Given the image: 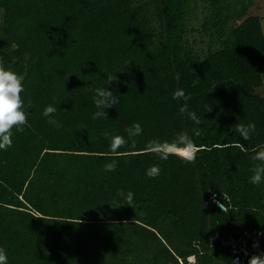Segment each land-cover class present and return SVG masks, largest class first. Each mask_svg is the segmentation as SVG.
I'll return each instance as SVG.
<instances>
[{"label":"trees","instance_id":"obj_1","mask_svg":"<svg viewBox=\"0 0 264 264\" xmlns=\"http://www.w3.org/2000/svg\"><path fill=\"white\" fill-rule=\"evenodd\" d=\"M226 1L202 0L194 27L196 0H0V63L23 76L28 119L0 150L8 264H232L222 241L244 232L264 252V183L249 182L251 150L264 144V28L256 15L232 25ZM108 74L119 103L94 120L88 88ZM177 88L191 99L173 100ZM185 103L199 125L180 114ZM249 122L256 131L243 140L236 125ZM134 123L135 146L112 153L110 137L127 139ZM183 131L200 148L194 163L145 153ZM113 159L116 170L104 171ZM153 165L161 171L149 178ZM119 190L134 194L133 208Z\"/></svg>","mask_w":264,"mask_h":264},{"label":"clouds","instance_id":"obj_2","mask_svg":"<svg viewBox=\"0 0 264 264\" xmlns=\"http://www.w3.org/2000/svg\"><path fill=\"white\" fill-rule=\"evenodd\" d=\"M174 78L179 81V73H176ZM116 81L117 77L115 74H108L102 87L93 89L89 86L88 90L95 93L94 104L97 108L92 119H107L105 109L119 103L117 95L105 87V85H112ZM24 91L23 76L11 70H6L0 63V150L6 151L12 146L13 129L23 132L24 127L28 125L27 113L24 111V100L21 97V93ZM172 99L188 101L191 99V95H186L184 90L177 88L172 94ZM211 110V106L207 105L205 111L210 112ZM56 111V107L47 105L41 114L45 117H51ZM179 112L182 116L187 114V117L195 124L199 125L201 123L196 113L189 111L187 103L180 107ZM48 122L58 126V122L54 119H49ZM191 131L197 136L200 135L199 128H193ZM236 131L243 140H249L256 131V125L253 122H249L247 125L237 124ZM125 132L127 133V139L120 135L110 137L109 144L112 153H118V150L128 145L129 141H131L132 146H135L134 138L142 133V128L139 123H134L131 127L126 128ZM105 135L106 137L108 136L107 133ZM144 150L146 154L155 155L161 160H167L169 156H176L184 163H194L200 148L193 142L188 132L183 131L178 133L172 142H162L158 139L150 140L146 143ZM251 151L253 153L251 156L253 167L251 168L252 175L249 178V182L253 185H259L264 183V144L253 147ZM117 166V160L113 159L111 163L104 165V171H115ZM160 171L161 169L158 165H153L146 170L145 174L149 178H155L159 176ZM117 196L123 199L124 202L121 204L132 207L134 194L131 191L125 193L123 190H119ZM216 204L221 208L222 212L226 211L225 202L216 201ZM253 247H258V244L254 242ZM0 264H8V256L3 247H0ZM232 264H240L239 257L233 259ZM247 264H264V252L249 256Z\"/></svg>","mask_w":264,"mask_h":264},{"label":"rangeland","instance_id":"obj_3","mask_svg":"<svg viewBox=\"0 0 264 264\" xmlns=\"http://www.w3.org/2000/svg\"><path fill=\"white\" fill-rule=\"evenodd\" d=\"M196 3L198 5V9L196 11L197 17L193 21V26L199 27L202 18L203 2L202 0H196ZM219 9H221L224 15L228 16L227 18L232 25H236L238 21H240V19H242L246 15H256L262 19V26L264 28V0H228L226 2H222ZM193 38L196 39L194 45V48L196 50L206 49L208 44L206 38H200V36L198 35L189 36L190 41H192ZM262 81V86L256 91L260 96L264 97V74L262 75ZM190 258H188V263L192 264L193 260H190Z\"/></svg>","mask_w":264,"mask_h":264},{"label":"built area","instance_id":"obj_4","mask_svg":"<svg viewBox=\"0 0 264 264\" xmlns=\"http://www.w3.org/2000/svg\"><path fill=\"white\" fill-rule=\"evenodd\" d=\"M224 198L226 201H228L226 196H224L223 199ZM216 201L217 200L215 199V194H213V196L211 198V202L216 204ZM248 237H249L248 234L244 232L237 239L228 238V239L222 241V244L229 247V251L231 252V255L233 256V259H235L236 257H239L240 264H243L246 260H248L249 256L255 254L254 250L249 248V245L247 243ZM192 258H193V262H192V264H193L194 263V257H192Z\"/></svg>","mask_w":264,"mask_h":264},{"label":"bare ground","instance_id":"obj_5","mask_svg":"<svg viewBox=\"0 0 264 264\" xmlns=\"http://www.w3.org/2000/svg\"><path fill=\"white\" fill-rule=\"evenodd\" d=\"M191 260H193V259H191Z\"/></svg>","mask_w":264,"mask_h":264}]
</instances>
